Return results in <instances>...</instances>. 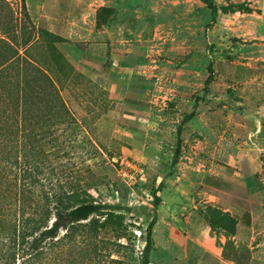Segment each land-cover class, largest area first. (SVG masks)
Instances as JSON below:
<instances>
[{
    "label": "rangeland",
    "instance_id": "obj_1",
    "mask_svg": "<svg viewBox=\"0 0 264 264\" xmlns=\"http://www.w3.org/2000/svg\"><path fill=\"white\" fill-rule=\"evenodd\" d=\"M214 2L0 0V132L26 110L45 188L123 214L78 224L61 264H145L154 218L146 264H194L205 239L264 264V0Z\"/></svg>",
    "mask_w": 264,
    "mask_h": 264
},
{
    "label": "trees",
    "instance_id": "obj_2",
    "mask_svg": "<svg viewBox=\"0 0 264 264\" xmlns=\"http://www.w3.org/2000/svg\"><path fill=\"white\" fill-rule=\"evenodd\" d=\"M211 9L215 18L217 5L214 0H202ZM0 68L2 69L1 65ZM30 115L22 110L19 125L23 133H14L9 138L8 131L0 132L1 141H15L20 146L22 155L32 161H10V155L1 152L7 144H0V264H61L75 251L72 243L78 224L91 218L92 230L106 225L121 227L123 214L118 213V205L90 200L89 194L80 184L72 183L70 188L49 190L41 177V165L32 156L39 154L36 146L37 137L26 130V121ZM18 123V122H17ZM0 121V129L4 128ZM31 146V154L27 148ZM15 166V171L13 167ZM42 174H47L43 168ZM14 171L19 183H12L11 172ZM16 185V190L14 186ZM19 187V190H18ZM98 216V217H96ZM155 218L147 229V243L143 248V262L149 263L152 246V230ZM61 229H65L60 235Z\"/></svg>",
    "mask_w": 264,
    "mask_h": 264
},
{
    "label": "crops",
    "instance_id": "obj_3",
    "mask_svg": "<svg viewBox=\"0 0 264 264\" xmlns=\"http://www.w3.org/2000/svg\"><path fill=\"white\" fill-rule=\"evenodd\" d=\"M211 241H213L211 239ZM211 241H207L206 239L203 241H198V240H193L190 243L192 244L191 250L196 249V244L197 245H202L201 247L203 248V253L201 256L196 257V260L193 261L194 264H228L227 260H224L222 255L218 253V251L211 250L207 244H212Z\"/></svg>",
    "mask_w": 264,
    "mask_h": 264
}]
</instances>
